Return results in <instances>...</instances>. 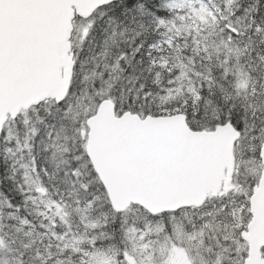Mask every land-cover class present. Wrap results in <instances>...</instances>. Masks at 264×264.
Listing matches in <instances>:
<instances>
[{
  "label": "snow or ice",
  "instance_id": "1",
  "mask_svg": "<svg viewBox=\"0 0 264 264\" xmlns=\"http://www.w3.org/2000/svg\"><path fill=\"white\" fill-rule=\"evenodd\" d=\"M0 264H264V0H0Z\"/></svg>",
  "mask_w": 264,
  "mask_h": 264
}]
</instances>
